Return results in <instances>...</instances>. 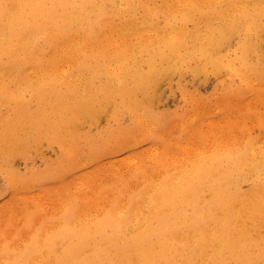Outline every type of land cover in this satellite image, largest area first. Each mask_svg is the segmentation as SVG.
Masks as SVG:
<instances>
[{
    "label": "bare ground",
    "instance_id": "6f19581e",
    "mask_svg": "<svg viewBox=\"0 0 264 264\" xmlns=\"http://www.w3.org/2000/svg\"><path fill=\"white\" fill-rule=\"evenodd\" d=\"M263 99L264 0H0V196L159 144L120 185L0 226V264H264V118L241 106Z\"/></svg>",
    "mask_w": 264,
    "mask_h": 264
},
{
    "label": "rangeland",
    "instance_id": "374dc122",
    "mask_svg": "<svg viewBox=\"0 0 264 264\" xmlns=\"http://www.w3.org/2000/svg\"><path fill=\"white\" fill-rule=\"evenodd\" d=\"M214 82V78H211L209 83L199 86V93L205 97L214 94L215 92H212ZM164 92L165 99L162 104L163 106L167 108H174L175 106H177L176 108L182 107V100L180 97H178L177 100L176 98H173L170 94L169 86L164 88ZM241 106L245 110L247 116L245 122H248V124L257 121L259 118H264V99L262 101H252L248 105L241 104ZM210 108L213 109L212 111L214 114H217V112L220 111L214 103L211 104ZM207 110L208 108L203 109L201 110V113H206L205 111ZM238 116L239 107L232 110V117L235 121H237ZM201 131L203 134V130ZM141 136L145 139L141 142V146L136 149L139 157L135 159L131 156L132 152H115L102 158L100 163L101 167L94 162L82 166L80 168L82 176L66 183V186H60L61 184H58L48 191H42L40 194L37 191L30 192L28 194L29 196L20 193L11 194L6 192L3 196H0V226L19 228L22 226L27 216L32 215L33 213H36L37 217L41 220L47 216H53L63 205H69L77 196H92L93 194H96V191L102 190L105 186H112L114 188L115 186L120 185L122 183L121 175H125L124 177H126L129 170H132L140 161L151 158L159 148V144H156L155 140L151 142L146 135ZM172 138H176L189 145L197 144V136L190 133L186 135L183 130L181 132H176ZM37 164L43 166V161L38 160ZM16 165L20 171H25L28 167L23 160H17ZM83 171L88 172V175H84ZM115 173H118V176H115ZM96 174L98 178L94 176ZM70 177L71 175L65 181ZM3 186L4 179L0 173V190ZM8 223H12L14 226L9 225Z\"/></svg>",
    "mask_w": 264,
    "mask_h": 264
}]
</instances>
